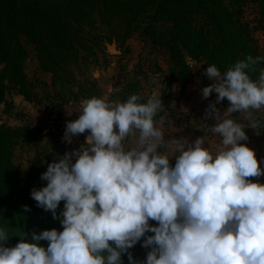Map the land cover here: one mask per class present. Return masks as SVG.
I'll list each match as a JSON object with an SVG mask.
<instances>
[{"label": "clouds", "instance_id": "9594fccd", "mask_svg": "<svg viewBox=\"0 0 264 264\" xmlns=\"http://www.w3.org/2000/svg\"><path fill=\"white\" fill-rule=\"evenodd\" d=\"M260 63L264 57L248 55L224 72L207 66L213 82L203 98L215 93L216 103L229 102L222 115L216 103L206 109L219 137L215 152L204 137L178 141V155L158 150L164 145L154 120L164 107L158 89L146 100L138 94L123 102L81 100L65 138L87 132L84 144L48 164L40 177L46 186L31 191L38 207L62 217L63 230L23 236L8 247L0 227V264H123L124 254L129 264H264V183L249 179L264 176V168L241 143L246 128L261 127L253 114L264 110V69L255 80L250 75ZM237 112L247 126L232 118ZM138 242L150 249L142 261L129 252Z\"/></svg>", "mask_w": 264, "mask_h": 264}, {"label": "trees", "instance_id": "16d2710c", "mask_svg": "<svg viewBox=\"0 0 264 264\" xmlns=\"http://www.w3.org/2000/svg\"><path fill=\"white\" fill-rule=\"evenodd\" d=\"M250 1L260 4L264 18V0ZM230 4L233 5L231 9L223 0H0V104L11 87L28 100L33 97L34 86L24 72L28 53L21 43V36H26L35 46L40 69L51 74L55 86L69 82L72 64L78 62L81 52L90 50L85 42L86 34L99 30L110 43L117 42L123 47L133 33L140 30L141 21L149 18L153 23L144 27L142 33L169 54L168 89L163 92L169 97L174 93L175 84L183 92L194 75L187 57L204 61V70L215 64L221 72L248 55L264 57L256 47V30L241 19L244 15L242 7L238 9L240 14L234 8L239 1L230 0ZM200 14L204 22L198 27L195 17ZM260 21L264 26V19L260 18ZM156 22L171 26L160 32L154 25ZM254 68L250 75L255 80L264 69V63ZM204 70L201 80L208 86L212 81L206 78ZM140 88L139 76L135 74L115 97L121 101L132 94L144 97ZM92 91H85L90 93L87 98L101 97V91ZM61 94L60 106L79 99L76 93L73 98ZM162 115L163 111L155 118ZM167 116L179 117L176 126L180 127L181 119L190 120L191 113L171 109ZM31 131V128L0 125V227H4L9 235L5 245L8 247L15 246L23 236L30 239L33 233L43 230H63L62 217L54 219L50 211L38 207L31 198L33 188L39 189L47 184L41 180V174L47 170L48 164L62 157L63 152L48 155L47 164H41V159H37L26 176L12 162L15 143L20 138L31 137ZM210 132L208 129L205 133ZM245 132L249 139L250 131ZM249 179L264 183V176ZM63 204L61 201L58 206V215ZM48 243L40 241L45 248ZM149 250L140 245L139 253L133 258L142 261ZM122 260L123 264H129L125 254Z\"/></svg>", "mask_w": 264, "mask_h": 264}, {"label": "rangeland", "instance_id": "374dc122", "mask_svg": "<svg viewBox=\"0 0 264 264\" xmlns=\"http://www.w3.org/2000/svg\"><path fill=\"white\" fill-rule=\"evenodd\" d=\"M238 1L239 5H235L234 8L238 12V9L242 7L244 15L241 19L248 21L251 27L256 30L255 36L258 38L256 47L264 55V26L263 21L262 23L260 21V18H264L261 16V6L250 0ZM223 2L230 9L232 8L230 0H223ZM238 14L240 13L238 12ZM195 19L198 27L204 22L201 14ZM149 23H153L151 19L144 18L140 23V30L134 32L123 47L117 42L110 43L99 30L86 34L85 42L90 50L81 52L78 62L72 64V76L69 82L59 83L55 86L52 83L51 74L40 69L35 46L26 36H21V43L28 53L24 60V72L34 86L33 97L28 100L16 88L11 87L5 96V101L0 104V125L32 129L31 137L18 139L13 148L12 162L23 176L27 175L37 159H41V164H47L48 155H57L59 152H63V155L72 153L73 150H79L84 144L87 132L72 136L69 142L65 138V128L68 121L78 118L80 101L90 95V93H85L87 89H93L92 93L101 91V97L106 96L110 101L117 102V98H115L117 93H120L122 87L131 81L135 74H138L141 83L140 90L145 99L151 95L153 89H158L164 105L162 94L168 89L169 54L165 48L154 45L150 36L142 33L143 28ZM154 25L160 32L171 26L165 22H156ZM187 60L193 65L194 75L186 84L183 92H180V86L175 84L174 95L185 96L187 100L196 102L190 111L191 114L193 113L190 120L185 121L183 117L180 127L176 126L177 118L166 119L167 122L159 121L172 124L174 130L165 129V127L156 124L162 130L166 144L184 140L189 143L194 142L197 139L196 134L205 133L214 123L213 120L205 118L209 104L216 103V94H211L208 98L202 96V89L206 87L201 80L204 61L197 62L190 57H187ZM61 93L67 94L70 98H73L76 93L79 95V99L60 106L62 103ZM228 106L229 102L226 98L216 103L221 115ZM68 111H71V115L68 114ZM234 117L238 122L245 126L248 125L243 114L233 113L232 118ZM253 117L260 122L261 127L258 129L249 127L245 131L248 130L251 134L250 144L247 145H250L249 147L258 155L259 148L264 151V110L255 112ZM212 135L211 138L205 137V147L209 145L217 151L219 137L213 133ZM173 157L175 158V156ZM260 167L262 168L261 165ZM150 223L155 224L156 222L150 221ZM140 245L141 242H138L129 249L133 257L139 253ZM125 255L127 256V254Z\"/></svg>", "mask_w": 264, "mask_h": 264}, {"label": "crops", "instance_id": "0c3cea01", "mask_svg": "<svg viewBox=\"0 0 264 264\" xmlns=\"http://www.w3.org/2000/svg\"><path fill=\"white\" fill-rule=\"evenodd\" d=\"M163 98V102H164V109H163V112H164V115H162L161 117H158L157 120L156 118L154 119L155 120V123L158 124L157 126H160V127H165L166 128H169L171 130H174V126L170 123H165L167 122L166 119H172L174 117H169L166 115H169V113L171 112V109L172 110H180L182 112H186V113H190V111L193 109V107L195 106L194 102H196L195 100H187V97L185 98V96H181V95H173L172 96H164L162 94ZM117 98V97H115ZM115 102V101H113ZM117 102H123L121 101L119 98H117ZM193 114V113H192ZM191 114V116H192ZM177 119H179V117H176ZM159 121H165L164 123H160ZM213 135L212 133L210 132V134H206V133H203L201 132L200 134H196V137L199 138V137H207V138H211ZM250 138L247 140V141H244V142H241V143H245V144H250ZM126 145H132V142L131 141H126L125 142ZM178 143V142H176ZM134 146V145H133ZM250 146V145H248ZM163 149L161 150L162 151H165L166 154H176L178 155L179 153L178 152V145L177 146H169V143H167L166 145H164L162 147ZM210 148L213 150V152H215L216 150L213 149L212 146H210ZM252 149V148H251ZM256 157L260 163V165L262 166V168H264V151H262L261 148L258 149V155L256 153ZM171 164L174 165L175 163V158L173 157L172 160L170 161Z\"/></svg>", "mask_w": 264, "mask_h": 264}, {"label": "built area", "instance_id": "2783aa9c", "mask_svg": "<svg viewBox=\"0 0 264 264\" xmlns=\"http://www.w3.org/2000/svg\"><path fill=\"white\" fill-rule=\"evenodd\" d=\"M164 145H166L165 142H164ZM177 145H178V143H176V142H172V143L169 142V146H177ZM163 146H161L160 148H162Z\"/></svg>", "mask_w": 264, "mask_h": 264}]
</instances>
